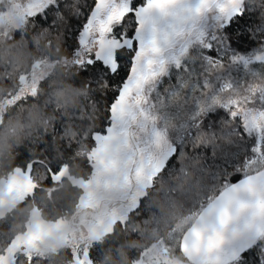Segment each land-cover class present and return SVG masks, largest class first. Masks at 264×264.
Returning a JSON list of instances; mask_svg holds the SVG:
<instances>
[{"label":"trees","instance_id":"obj_1","mask_svg":"<svg viewBox=\"0 0 264 264\" xmlns=\"http://www.w3.org/2000/svg\"><path fill=\"white\" fill-rule=\"evenodd\" d=\"M87 2L78 0L69 8L80 12ZM240 11L249 21L247 33L256 41L251 49L240 52L228 45L223 31L227 22L206 28L197 38H192L191 32L187 39L192 40L178 63L170 64L158 80L150 99L162 98L156 125L166 131L174 147L167 159L175 162L170 167L162 165L163 170L160 168L152 177L137 203L143 211L132 208L123 220H117L110 231L90 244L92 264H134L151 245L166 242L187 215L199 214L237 181L236 177L263 168L246 164L255 155L257 137L247 133L242 115L234 109L246 106L264 110V69L233 78H219L217 74L222 68L228 70L237 56L264 51V0H244ZM68 24L67 17H62L55 28H44L29 17L10 35L0 32V41L16 45L13 51L31 55L30 64L19 70L10 62L0 63V150L11 152V162L0 165V179L16 168L24 170L31 162L29 173L35 185L0 216V257L25 230L33 208L45 220L69 219L76 213L83 188L75 179L90 177L93 166L89 151L95 144L94 135L107 132L113 121L107 99H97L96 93L109 92L110 98L115 89L103 84L89 88L77 81L79 69L67 47L72 42ZM125 27L131 30L128 23ZM210 46L219 56L208 54ZM43 59L45 65L34 66ZM66 86L75 92L72 104L55 97V92ZM33 88L38 93L35 97L30 94ZM214 113H221L218 120L210 118ZM9 119L25 125L19 143L6 123ZM36 120L40 123L33 126ZM64 166L68 172L52 183L49 169L56 172ZM259 239H264V233ZM172 257L190 262L180 244ZM73 258L72 247L62 245L56 250H19L9 264H68Z\"/></svg>","mask_w":264,"mask_h":264},{"label":"rangeland","instance_id":"obj_2","mask_svg":"<svg viewBox=\"0 0 264 264\" xmlns=\"http://www.w3.org/2000/svg\"><path fill=\"white\" fill-rule=\"evenodd\" d=\"M243 1L161 0L164 11L161 33L156 37L140 39L136 51L137 72L133 74L136 83L117 105L107 132L94 135L95 144L89 151L93 166L90 177L75 179L83 188L76 213L69 219L45 220L39 210L33 208L25 230L16 235L0 257L3 264L12 262L19 250H56L62 245H70L74 250L73 261L68 264H81V261L88 264L84 259L85 250L88 251L93 241L110 231L117 220H123L129 210L137 205L152 177L174 149L166 131L156 125L162 98L154 101L150 99V94L157 88L158 80L167 73L170 64L178 63L192 38H197L199 32L208 27L226 23L234 10H241ZM145 6H141L140 10L143 11ZM25 10L26 0H0V32L8 36L16 26L25 23L29 18L24 15ZM10 14H19L21 18L10 20ZM191 32L192 38L187 39ZM168 47V56L163 65L146 73V68L153 62L158 63L162 51ZM45 63L46 59H43L34 66ZM142 63L145 67L141 73ZM258 69H264V51L237 56L228 70L222 68L217 74L219 78H233L237 74L248 75ZM234 111L242 115L245 126L254 125L257 132L264 130V110L235 106ZM120 117H123L121 126ZM17 169L21 168L0 179V216L33 190L27 186H14L16 179L25 184L30 180L34 184L29 170ZM67 172L64 166L59 177ZM196 216V212L187 215L170 232L166 242L151 245L134 264H191L172 255L176 256L178 244L182 245L190 227L188 225L192 220L194 222ZM33 237L35 239L31 243H25Z\"/></svg>","mask_w":264,"mask_h":264},{"label":"snow or ice","instance_id":"obj_3","mask_svg":"<svg viewBox=\"0 0 264 264\" xmlns=\"http://www.w3.org/2000/svg\"><path fill=\"white\" fill-rule=\"evenodd\" d=\"M145 2V0H144ZM140 0H88L86 6L81 8L79 13L73 14L69 4H76L78 0H26L25 16L30 17L33 22L44 28H55L56 22L62 17H67L70 28L72 42L68 43L70 55L75 57L74 63L79 69L77 76L78 83L85 84L91 88L96 84H103L107 88L115 89L113 95L109 98V92L106 95L96 93L97 99H107L110 115L124 100L125 94L136 83L133 80V74L137 72L136 51L140 43V32L134 28L128 31L125 27L126 18H136L141 6ZM148 4L161 3V0H147ZM236 0H229V3H235ZM21 18L19 14L9 16L10 20ZM137 24L139 20L136 21ZM249 24L245 14L239 10H234L227 18L223 31L227 36V43L233 49L240 52H247L256 41L250 38L247 33ZM237 32L241 35H235ZM223 39V37L221 38ZM219 47V45H217ZM223 51V49H220ZM208 54L212 57L219 56V52L208 48ZM145 64L140 65V71L143 72ZM24 77H21V82ZM89 81L93 83H88ZM35 97L37 89L33 88L30 93ZM19 99V97L17 98ZM221 113H214L211 119L218 120ZM247 133L257 137V144L253 149L255 155L246 161V164H257L264 167V130L257 132L254 125H246ZM243 132L245 131L242 128ZM175 161L165 159L164 167H170ZM32 163H28L24 170H30ZM22 169H17L21 171ZM163 168H161V171ZM49 179L52 183L58 179L63 172V168L56 172L49 169ZM237 187H243L247 184L246 180L235 178ZM260 189L264 194V173L258 178ZM14 186L17 188L31 187L35 185L29 180L24 181L16 179ZM144 209L137 204L133 211L140 212ZM39 227V226H38ZM35 237L30 238L25 243H31ZM183 251L188 254L191 264H204L206 257L210 252L209 241L206 240L197 229H192L184 237L181 245ZM221 259L218 261L209 260L208 264H264V239H259L253 235L246 240L239 242L228 249H223L220 253ZM84 259L88 264H92L87 250L84 252ZM0 264L3 261L0 260ZM84 264V261H81Z\"/></svg>","mask_w":264,"mask_h":264},{"label":"water","instance_id":"obj_4","mask_svg":"<svg viewBox=\"0 0 264 264\" xmlns=\"http://www.w3.org/2000/svg\"><path fill=\"white\" fill-rule=\"evenodd\" d=\"M150 6L153 11L159 12L160 4L153 3ZM153 22L157 24L158 20ZM151 29L150 33L143 36L157 34L155 27ZM122 121L123 117H120V126ZM261 173H264V167L240 178L247 181L243 187H237L235 181L223 189L200 211L185 233L186 235L192 229H197L209 241L210 252L204 264H208L209 260H220L223 249L231 248L253 235L260 238L264 233V194L258 179ZM182 252L190 261L188 254L183 250Z\"/></svg>","mask_w":264,"mask_h":264},{"label":"clouds","instance_id":"obj_5","mask_svg":"<svg viewBox=\"0 0 264 264\" xmlns=\"http://www.w3.org/2000/svg\"><path fill=\"white\" fill-rule=\"evenodd\" d=\"M16 45H8L6 42L0 41V63H12L14 67L18 70L24 68L26 65L31 62V55L25 54L22 51H13ZM11 58V60H9ZM55 97L57 100L62 103L72 104L76 100L75 92L71 86H66L61 90L55 92ZM10 131L16 137L17 142L21 140L20 132L25 128V125L22 124L19 120L9 119L7 122ZM40 121L36 120L33 122V126L39 124ZM46 123V121H45ZM19 129V132L17 131ZM11 162V152L6 153L3 150H0V165H5ZM54 250V249H50Z\"/></svg>","mask_w":264,"mask_h":264},{"label":"flooded vegetation","instance_id":"obj_6","mask_svg":"<svg viewBox=\"0 0 264 264\" xmlns=\"http://www.w3.org/2000/svg\"><path fill=\"white\" fill-rule=\"evenodd\" d=\"M159 4H160L159 12H156V11H153V9L150 6V4H148V2H146V4H145L146 6H145V8H143L144 9L143 10L144 13H142L143 12L142 10H139V13H138L136 18H134V17L126 18L127 22H126L125 26H127V23H128V26H131V30L134 29V28L138 29L142 39L158 36L161 33V29L160 28H162V26L164 24L163 7H162L161 3H159ZM78 8H77V10H78ZM73 13H79V11L75 12V10H74ZM205 15H206V11L204 12L203 17ZM137 20H139L138 24L136 22ZM155 20H158L157 24H154L153 21H155ZM152 27H155V29L157 30V34H155V35H147V36L144 37L143 34L150 33L152 31V29H151ZM131 30H129V31H131ZM187 36H186V38H187ZM167 49H169V47L162 51V57L159 59L158 63L153 62L151 64V66L146 68V73H148L150 70H155L157 68H160L163 65L165 59L168 56L167 55V51H166ZM73 58H75V57H73Z\"/></svg>","mask_w":264,"mask_h":264}]
</instances>
